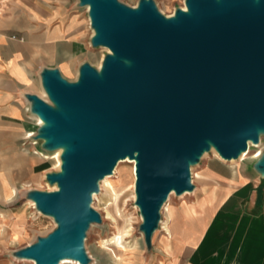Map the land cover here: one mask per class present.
<instances>
[{
	"label": "water",
	"instance_id": "obj_1",
	"mask_svg": "<svg viewBox=\"0 0 264 264\" xmlns=\"http://www.w3.org/2000/svg\"><path fill=\"white\" fill-rule=\"evenodd\" d=\"M95 49L110 51L97 69L82 64L76 81L41 72L48 101L27 94L43 124L42 150H63L57 190L28 199L57 228L14 253L36 264H90L85 239L101 215L100 184L118 164L135 161V192L148 250L170 196L192 193V167L213 149L239 160L264 136V0H185L170 18L155 0L136 8L119 0H78ZM264 179V154L255 165Z\"/></svg>",
	"mask_w": 264,
	"mask_h": 264
},
{
	"label": "crops",
	"instance_id": "obj_2",
	"mask_svg": "<svg viewBox=\"0 0 264 264\" xmlns=\"http://www.w3.org/2000/svg\"><path fill=\"white\" fill-rule=\"evenodd\" d=\"M77 6L75 0H0V253L25 219L20 187L42 170L37 156L44 150L28 139V119L31 128L36 120L26 95H39L45 68L77 80L82 64L97 67L90 18ZM205 174L204 189L170 225L164 249H135L126 264H264V183L239 170L224 174L207 166Z\"/></svg>",
	"mask_w": 264,
	"mask_h": 264
},
{
	"label": "rangeland",
	"instance_id": "obj_3",
	"mask_svg": "<svg viewBox=\"0 0 264 264\" xmlns=\"http://www.w3.org/2000/svg\"><path fill=\"white\" fill-rule=\"evenodd\" d=\"M119 1L132 8H136L139 3V0ZM77 2L78 0H75V3ZM155 2L160 12L168 18L173 16L178 8L185 7V0H155ZM76 10L83 17H89L85 8L77 6ZM108 51L106 48L94 49L91 60L97 66V69L101 68L105 56L110 53ZM65 78L71 82L76 81ZM38 85V96L48 101L47 95L45 96L41 88L42 84L39 82ZM28 122L29 131L36 130L31 128L33 127L32 117H30V120L28 119ZM259 152L262 155L264 154V136L261 137L258 145L252 144L248 153L246 152L244 160L240 162L231 163L224 161L212 151L206 153L201 162L192 167V182L195 185L194 192L182 196L172 194L162 209L160 228L154 235V244L151 250H148L144 234L140 230L143 218L136 205V198L134 199L135 164L127 162V159L120 162L114 174L109 176L105 183L101 182L100 193L95 194L93 198L92 208L101 215L102 223L92 224L87 232L85 249L91 259L90 264H126V255L135 249L146 251L163 250L164 244L161 242L169 235L168 229L170 225L174 220L188 212L190 207L197 201L200 192L204 189L207 183L205 174L207 166H211L224 174L229 170L243 171L248 175L257 176L264 183V179L255 168L256 163L262 156L254 159ZM44 153L48 152L44 151ZM45 155L37 156L42 164V170L38 173V180L31 182L28 187H20L19 198L22 203L20 210H23L25 219L17 239L14 240L9 237L10 244L3 248V253H0V264H32L31 262H25L32 260L19 259L15 257L14 253L33 245L40 237L48 236L57 228L52 218L42 215L28 203V193L32 190L55 191L51 189L53 186L48 183L46 176L48 173L60 171L57 168L58 162L50 153L47 155L50 157Z\"/></svg>",
	"mask_w": 264,
	"mask_h": 264
},
{
	"label": "bare ground",
	"instance_id": "obj_4",
	"mask_svg": "<svg viewBox=\"0 0 264 264\" xmlns=\"http://www.w3.org/2000/svg\"><path fill=\"white\" fill-rule=\"evenodd\" d=\"M85 9H86V11L88 12L89 7H86ZM184 10H186V7H184ZM108 52H109V51H108ZM41 88H42V87H41ZM41 88H40V90H41ZM42 90H43V88H42ZM43 92H44V90H43ZM44 94H45V92H44ZM45 96H46V94H45ZM33 117H34V119L37 121V123H38L39 125H42V124H43V122L41 121L40 118H38V117H36V116H33ZM31 136L35 137L36 135H35V133H32ZM38 143L41 144L40 141H38ZM251 147H252V143H250L249 150H250ZM62 152H63V150H57V151H55V152L50 153L51 156H52L54 159L56 158V161L58 162V166H57L58 170H60L61 165H62V161H61ZM212 152H213L218 158L221 159V157L219 156V154H218L214 149L212 150ZM247 153H248V152H247ZM247 153L243 154L239 160H233V161H230V162H231V163H236V162H240V161L244 160V157L246 156ZM45 154H46V155H45ZM48 154H49V153H44V155H45L46 157H50V156H47ZM261 155H262V153L259 152V153L257 154V156H256L254 159H258ZM127 160H128L127 162H131V163L135 164V161H132V160H129V159H127ZM222 160H223V159H222ZM123 161H125V160H123ZM121 162H122V161H121ZM119 164H120V163H119ZM119 164H118V165H119ZM117 167H118V166H117ZM117 167H116V168H117ZM115 170H116V169H115ZM115 174H116V173H115ZM108 179H109V176H108L107 178H105V180H103V183H105ZM51 189H52V190H57V185H54L53 187H51ZM135 198H136V192H135V189H134V199H135ZM28 203H29V205H30L32 208L36 209V207H35V203H34L33 201L29 200ZM25 262H31L32 264H35L34 261H25ZM61 264H79V263H78V262H75V261H72V260H65V261H63Z\"/></svg>",
	"mask_w": 264,
	"mask_h": 264
},
{
	"label": "built area",
	"instance_id": "obj_5",
	"mask_svg": "<svg viewBox=\"0 0 264 264\" xmlns=\"http://www.w3.org/2000/svg\"><path fill=\"white\" fill-rule=\"evenodd\" d=\"M89 11V10H88ZM45 100V99H44ZM47 101V100H46ZM48 102V101H47ZM41 125H39L38 123H37V121L35 122V126H34V129H36V130H33L32 132H29L28 133V139H30V140H33V142L35 143V144H37L38 143V140H35L34 139V137L33 136H31V134L32 133H35V135H36V131H37V129L40 127Z\"/></svg>",
	"mask_w": 264,
	"mask_h": 264
}]
</instances>
